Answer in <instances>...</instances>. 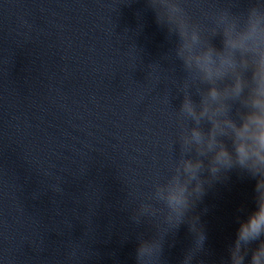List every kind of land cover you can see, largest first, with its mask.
<instances>
[{
  "label": "water",
  "instance_id": "obj_1",
  "mask_svg": "<svg viewBox=\"0 0 264 264\" xmlns=\"http://www.w3.org/2000/svg\"><path fill=\"white\" fill-rule=\"evenodd\" d=\"M172 46L145 0H0V264H136L155 232L131 220L137 196L167 175L178 133L163 102L182 100ZM254 186L235 171L206 186L192 264L227 259ZM194 239L180 225L162 264Z\"/></svg>",
  "mask_w": 264,
  "mask_h": 264
},
{
  "label": "clouds",
  "instance_id": "obj_2",
  "mask_svg": "<svg viewBox=\"0 0 264 264\" xmlns=\"http://www.w3.org/2000/svg\"><path fill=\"white\" fill-rule=\"evenodd\" d=\"M145 3L173 44L165 59L178 61L184 75L172 84L182 96L179 108L171 106V89L163 96L178 128L168 145L167 175L137 196L131 216L155 228L151 237H138L135 262L162 264L167 237L186 223L195 239L182 264H192L206 235L199 216L190 213L206 186L235 171L255 180V207L237 218L221 264H264V0Z\"/></svg>",
  "mask_w": 264,
  "mask_h": 264
}]
</instances>
